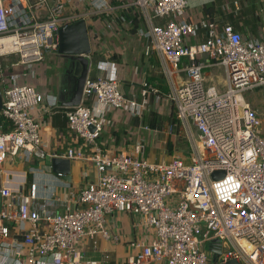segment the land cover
<instances>
[{
	"label": "built area",
	"instance_id": "built-area-1",
	"mask_svg": "<svg viewBox=\"0 0 264 264\" xmlns=\"http://www.w3.org/2000/svg\"><path fill=\"white\" fill-rule=\"evenodd\" d=\"M233 5L239 8L237 1ZM186 8L187 0H0V113L8 122L7 130L0 123V163L18 155L30 160L41 149L36 107L63 108L55 96L21 80L57 48L54 33L76 20H85L91 39L98 34L95 16H109L105 28L111 31L128 24L123 11L137 10L143 21L137 34L158 57L169 86L160 93L143 82L138 99L127 97L111 62H98L95 76L85 78L80 103L63 109L78 144L47 154L90 162L97 180L71 192L73 203L61 211H50L47 202L31 207L35 184L29 194L0 187V264H107L106 254L85 257L81 246L90 242L96 250L99 238L118 243L107 215L122 212L137 216L134 226L153 235L148 243L134 242L137 251L127 264H211L209 247L222 250L223 241L228 249L213 264H264V122L243 96L264 86V36L241 33L230 23L189 20ZM9 55L16 61L7 66L2 60ZM212 64L223 68L222 87L205 81L203 68ZM151 93L174 105L188 152L149 160L141 157L143 138L117 154L103 149L98 138L106 114L122 110L141 117ZM218 170L222 176L212 178ZM50 197L59 198L55 191ZM5 222L22 234V251L6 242Z\"/></svg>",
	"mask_w": 264,
	"mask_h": 264
},
{
	"label": "crops",
	"instance_id": "crops-1",
	"mask_svg": "<svg viewBox=\"0 0 264 264\" xmlns=\"http://www.w3.org/2000/svg\"><path fill=\"white\" fill-rule=\"evenodd\" d=\"M210 1L216 4L221 2L224 5L230 3V0H199L193 5H188L187 0V19L197 21L204 18L201 7L203 4ZM234 1L238 2L239 7L241 4L245 6L248 3L247 0H242L241 3L240 0H233V2ZM259 2L262 3V8H260L261 15L264 19V0H259ZM104 22L106 23V21ZM126 28L127 25L115 27L113 30L108 31L104 25L102 26V23L99 25V30H97V32H100L102 35L98 48L101 54L108 57L112 53H116L117 57L113 60L96 58L94 61L95 63L92 62L88 70V75L95 76L99 61H109L112 64L113 76L116 78L119 88L124 95L127 97L134 96L138 99L140 97L143 82H147L157 89L156 85L159 82L158 78L161 75L164 76V74L161 71L160 61L156 54L154 52H147V41L140 37L137 31L131 33L128 29L126 30ZM249 34L253 37L264 36V26L258 35ZM191 41L194 42L196 39L192 38ZM91 44L92 49L95 50L96 46L93 44L92 40ZM50 53L54 54V57H57L63 64V59L59 54L53 51ZM12 56L16 57L14 55L3 57V62H8V64L4 65L10 66L11 63L9 61L13 59ZM41 62L33 66V76H25L21 81L34 85L43 95L55 96L57 104L62 106V102L68 100L70 97V90L72 87L71 74L61 70L58 72V75H47V70H51V67L49 65H43ZM181 75L183 76V73ZM203 75L208 84H216L222 87L224 72L221 65L212 64L204 67ZM56 86L63 87L61 94H59L57 90L55 91ZM153 96L154 94L152 93L149 95L150 104L152 103L151 99ZM43 103H45V99ZM170 104L171 106L173 105L171 102ZM252 104L255 105L254 103ZM64 107L65 106L55 112L46 108L45 105H43L41 109L36 107L33 113L41 124V149L35 151L30 160H25L18 155L0 163V187L7 186L11 191L19 190L24 194H29L31 185L35 184L36 197L31 200L32 208H38L41 204L47 202L50 211H61L64 204L73 203L70 197L71 192L77 193L81 187L88 182L96 181L98 177V171L90 162L71 161V180L65 181L54 174L50 170V167L44 162L48 153L65 152L67 148L75 146L79 142L66 125V119L63 114ZM119 115L125 116L118 117ZM122 118H125V120L122 121ZM127 119H129V122H126ZM133 119V116L122 110L109 111L106 114L105 124L98 138L101 147L111 153L117 154L129 150L137 140L142 139L141 136L144 132L141 130L146 129V127H143L142 124L139 123V119L137 125H134ZM147 146L148 144L146 147ZM174 154L180 155L181 153L175 150L172 155ZM172 155L167 156L169 158ZM152 159L167 160L165 155H163V153L161 155L160 152ZM53 191L57 193L59 200L51 199L50 192ZM4 200L5 199L1 197V205H3ZM107 221L109 228L120 235L119 242L114 243L110 240L99 238L96 250L92 249L90 242H84L81 246L83 256L98 258L100 255L106 254L108 256L107 264H127L128 255L137 251V249L133 247L134 242L142 240L148 243L153 236L150 231L145 232L143 229L135 227L134 223L139 222V218L130 213L122 212L118 214H108ZM5 224L10 230V236L6 239V242H9L11 246L21 248L22 251L24 249L23 236L17 231L16 224L13 222H5ZM14 257L22 258L23 256L15 255ZM37 264H43L42 259H39Z\"/></svg>",
	"mask_w": 264,
	"mask_h": 264
},
{
	"label": "trees",
	"instance_id": "trees-1",
	"mask_svg": "<svg viewBox=\"0 0 264 264\" xmlns=\"http://www.w3.org/2000/svg\"><path fill=\"white\" fill-rule=\"evenodd\" d=\"M247 1L248 3L245 6L241 4L237 10H235L234 8L233 0H230V3L225 5L221 2H218L216 4L215 2L210 1L208 3L203 4V6L201 7V11L203 17L208 21L214 20L216 22H221V23H230L231 25H233L235 30L241 33L244 32V33H251L258 35L264 26V19L261 15L262 3L259 2L258 0H247ZM123 13L128 19L127 29L131 33H135V31H137L138 28L142 26V20L140 14L138 13L137 10L136 11L134 10L132 12L123 11ZM102 19L104 21H107L108 17L106 16V18L103 17ZM116 57H117L116 53H112L108 57L103 56L98 47L95 48V50H93L91 54V59L93 63H95L94 61L96 58L113 60ZM14 61H16V57H13V59L9 62L12 63ZM3 64H8V62L7 63L3 62ZM158 81H157L158 84L156 85L157 90L160 93L167 92L168 86L164 76L161 75L158 78ZM86 103L90 104L91 100L90 99L87 100ZM138 119H139L138 117H134L133 119L134 125H137ZM167 121L169 123L168 125L170 126V131L166 137L165 151L167 155H172L173 152L178 149L177 140H175V136L178 139H181L179 122L176 118L174 105L171 106L169 115L167 117ZM163 122H164L163 115L157 109L151 107L148 113L147 124H146L147 127H149L150 129H156L158 131H161V128L163 127ZM0 123L3 124V130L8 129V122L3 118L1 113H0ZM188 147L189 146L187 144V148Z\"/></svg>",
	"mask_w": 264,
	"mask_h": 264
},
{
	"label": "water",
	"instance_id": "water-1",
	"mask_svg": "<svg viewBox=\"0 0 264 264\" xmlns=\"http://www.w3.org/2000/svg\"><path fill=\"white\" fill-rule=\"evenodd\" d=\"M54 40L57 42V48L54 53L59 54L63 59V70L65 73H70L72 78V87L68 100L62 102V106L72 107L80 103L82 90L88 70L92 64L91 54L93 52L91 39L87 29L85 20H76L68 24L64 28L58 29L54 33ZM3 102V88L0 84V110ZM45 164L50 167V170L65 181L71 180V160L63 157H45ZM114 170L115 168H111ZM222 171L218 170L212 173V178L221 177ZM1 209V195H0ZM226 248L217 249L209 247L212 254L211 264L216 260V255L228 249L227 241H223ZM217 264H239L238 261L231 259L225 263Z\"/></svg>",
	"mask_w": 264,
	"mask_h": 264
},
{
	"label": "rangeland",
	"instance_id": "rangeland-1",
	"mask_svg": "<svg viewBox=\"0 0 264 264\" xmlns=\"http://www.w3.org/2000/svg\"><path fill=\"white\" fill-rule=\"evenodd\" d=\"M197 1H199V0H188V5L189 4L193 5ZM106 16H107L106 14H103V16H101V15L95 16V18L98 19L97 30H99V25L101 23H102V26L106 25L104 20L102 19L103 17L106 18ZM107 17H109V16H107ZM106 30L109 31V29H106ZM126 30H127V28H126ZM242 33H244V32H242ZM101 35L102 34H100V32H99L98 34L91 36V40H92L93 44L96 46V48L99 46V44L101 42V38H100ZM41 64L49 65L51 67V70H47V75H51V74L52 75H56V74L58 75V72H60L64 68V66H62V61H59V59H57V57H54V54H51L50 52L45 54L44 60L41 62ZM62 89H63L62 86H56L55 87V91L57 90L59 94L62 93ZM243 96L251 104V106L257 110V112L259 113L260 117L262 118V120L264 122V86L253 88L251 90H246V91H244ZM162 99L163 98L159 99V101H156L155 100V94H154L153 98L151 99L152 103L150 104V100L148 99L149 105L146 106L145 110L143 111V114L141 115V118H139V123H141L143 127L144 126L146 127V129L141 130L142 132H144L141 137L146 138V142H147L146 144H148V146L144 150L141 157H144V158L149 159V160H153L152 158H154V156L158 155L159 152L161 153V155L163 153V155H165L166 159L168 158L166 151H165V143H166L165 136L170 131V126L168 125L169 123L167 121V117H168L170 109H171V104L169 101H166L165 99H163V101H162ZM252 103H254L255 105H253ZM151 107L157 109L164 117L163 127L161 128L160 132H150L147 125H146L148 113H149V110ZM120 116H125V115H119L118 117H120ZM121 120L124 121L125 118H122ZM126 122H129V119H127ZM142 132H141V134H142ZM180 134H181V137H180L181 139H178L177 137H175V140H177V146H178L177 151H179V153H181L180 155L182 156V155H184V153L188 152L189 147L187 148V144H186L187 140H186V137L184 136V134L181 131H180ZM149 144H151V145H149Z\"/></svg>",
	"mask_w": 264,
	"mask_h": 264
}]
</instances>
